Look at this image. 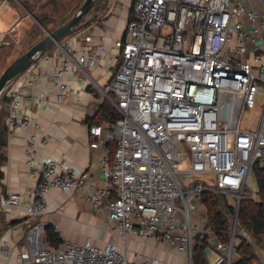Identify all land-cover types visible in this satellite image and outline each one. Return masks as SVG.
I'll use <instances>...</instances> for the list:
<instances>
[{
	"label": "built area",
	"instance_id": "1",
	"mask_svg": "<svg viewBox=\"0 0 264 264\" xmlns=\"http://www.w3.org/2000/svg\"><path fill=\"white\" fill-rule=\"evenodd\" d=\"M246 1L264 7V0L134 1L123 37L112 41L117 67L105 90L108 100L114 97L119 118L89 129L92 140L111 145L101 161L102 186L85 197L96 212L106 213L111 240L102 246L90 238L81 245L62 241L57 248L21 252L19 264H163L137 254L128 259L113 237L123 248L130 238L151 239L186 264H195L198 246L205 258L215 254L213 264H240L239 204L253 197L248 181L254 166L264 168V37L259 20L264 13L247 9ZM77 37L55 45L62 65L45 75L58 88L59 102L68 98L65 75L95 67L106 53L103 43L92 44V35L84 34L82 43ZM34 65L6 91L9 131L37 128L24 111L38 80ZM261 100L257 126L243 128L244 111L259 110L256 101ZM36 103L45 104V99L38 97ZM100 142L90 147L96 149ZM36 143V136H29L24 152L40 183L27 197H0V214L38 219L47 214L50 188L68 193L86 187L87 173L57 160L38 162ZM205 193L236 196L227 243L208 226L201 200ZM36 228L43 231L42 225ZM8 241L3 240L0 250L5 257L12 254Z\"/></svg>",
	"mask_w": 264,
	"mask_h": 264
},
{
	"label": "crops",
	"instance_id": "2",
	"mask_svg": "<svg viewBox=\"0 0 264 264\" xmlns=\"http://www.w3.org/2000/svg\"><path fill=\"white\" fill-rule=\"evenodd\" d=\"M12 1L17 7L11 5V0H5V3L0 5V40L11 36L12 29L21 24L17 9H28L25 0ZM134 1L102 0L98 4L101 8L92 17L95 21L82 29H76L58 42L60 46H64L75 34L79 35L78 41L82 43V36L85 34L92 35L93 45L103 43L106 48L104 58L95 67L65 75L64 80L68 86L67 100L59 102L58 88L45 78L46 74L57 71L62 65V53L56 44L50 48L47 55L44 54L35 62L34 71L38 80L35 87L28 92L24 111L28 114L30 125L37 128L14 132L8 130L6 148L3 149L6 162L0 168V197L8 193H20L27 197L40 183L36 172L26 163L25 144L31 135H35L37 139L35 152L38 162H64L78 173H87V185L81 191L71 190L68 193L50 188L45 196L47 214L38 219L20 218L15 212L1 213L0 217L3 216L2 219L8 226L0 234V250L3 240L7 238L12 254L10 257L0 254V264H19L18 255L21 252L48 246L44 229L42 232L38 228L34 229L38 225L43 228L46 224L53 225L63 242L68 241L76 245L83 244L87 238L98 246L111 240L106 213L96 212L85 199L94 187L102 186L104 174L101 161L111 145L100 142L99 138L92 140L89 129L107 123L101 107L107 99L106 86L117 67L114 62L117 50L112 41L123 37ZM245 6L259 15L264 13V7L255 2L246 1ZM259 20L263 23L260 34L264 37V20ZM246 29L249 31L250 27ZM246 58L250 59V56ZM38 97L45 99V104L37 105ZM94 141L100 142L96 149L90 147ZM248 182L253 191L251 198L258 201L253 173ZM114 242L116 243L117 239ZM132 258L128 256V259Z\"/></svg>",
	"mask_w": 264,
	"mask_h": 264
},
{
	"label": "rangeland",
	"instance_id": "3",
	"mask_svg": "<svg viewBox=\"0 0 264 264\" xmlns=\"http://www.w3.org/2000/svg\"><path fill=\"white\" fill-rule=\"evenodd\" d=\"M25 5L27 10H22L18 8L16 12L19 15V18L22 20L21 24L18 27H15L11 31V36H7L5 39L0 40V75L5 70V68L21 54L25 53L30 47L35 43L43 39L46 35L45 31H52L66 20H68L83 4L84 0H25ZM102 0H96L94 7L90 12L83 18L81 23L78 25L77 29H82L86 25H89L94 17V13L98 12L101 8L98 6ZM11 5L16 6L15 2L11 0ZM17 7V6H16ZM264 93V90H262ZM4 92L0 96V114L3 111V99L6 96ZM114 97L111 96L110 100L105 99L104 104L109 105L114 108ZM256 107H259V110L254 111V108H247L244 111V114L241 117V126L243 128H255L259 122L261 115V107L263 102L256 101ZM229 206H233V203L236 201L235 195H223ZM206 211V210H205ZM3 218V216H2ZM232 220L229 221V228L232 225ZM209 226V225H208ZM108 231L112 230V226L108 224ZM236 234L241 239L243 230L236 227ZM111 236V235H110ZM245 239L250 238L246 233L243 236ZM117 239V246L122 250L127 256H132L137 254L139 259H150L153 257H158V259L163 264H186L184 260L181 259L177 254L173 253L169 248L164 244H157L153 240L138 241L133 240L132 238L126 242L125 247H122V244L117 237H113L114 240ZM236 242V244H241L242 240ZM251 250L256 255L257 260H264V243H256L251 239ZM115 243V242H114ZM115 243V244H116ZM239 247V246H238ZM238 254V250L236 251ZM209 264H213L217 257L215 254H210L206 257ZM194 261V260H193Z\"/></svg>",
	"mask_w": 264,
	"mask_h": 264
},
{
	"label": "trees",
	"instance_id": "4",
	"mask_svg": "<svg viewBox=\"0 0 264 264\" xmlns=\"http://www.w3.org/2000/svg\"><path fill=\"white\" fill-rule=\"evenodd\" d=\"M77 27L73 29L72 32L75 31ZM3 104V111H1L0 114V168L6 162L3 149L6 148L7 142L8 127L6 126L5 121L8 116L10 100L5 97L3 99ZM101 109L107 123H114L119 118L115 108L103 104ZM252 173L256 180V196L258 201H255L252 198H245L241 200L237 214L238 226L256 243H264V169L256 165L254 166ZM1 179L2 173L0 172V181ZM201 200L206 210L209 227L216 234V237L220 242L227 243L229 241V221L232 219L234 209L228 205L224 196L221 194L205 193L202 195ZM7 226L8 224H5L3 219L0 217V234ZM43 229L45 241L48 246L57 248L61 245L62 240L55 231L53 225L46 224ZM237 240H242L241 244H236L239 263L258 264L259 260H257L256 255L253 253L254 250H251V244H249L243 237H241V239L238 238ZM202 250V247H196L194 254L195 264H207L206 258L201 253Z\"/></svg>",
	"mask_w": 264,
	"mask_h": 264
},
{
	"label": "water",
	"instance_id": "5",
	"mask_svg": "<svg viewBox=\"0 0 264 264\" xmlns=\"http://www.w3.org/2000/svg\"><path fill=\"white\" fill-rule=\"evenodd\" d=\"M95 1L84 0L81 7L67 21L52 31H45L46 35L43 39L13 60L0 75V96L8 90L10 84L18 76L49 51L52 46L69 35L93 8Z\"/></svg>",
	"mask_w": 264,
	"mask_h": 264
}]
</instances>
